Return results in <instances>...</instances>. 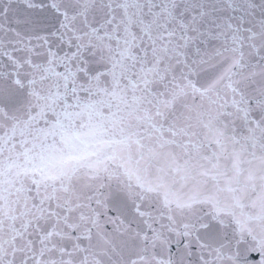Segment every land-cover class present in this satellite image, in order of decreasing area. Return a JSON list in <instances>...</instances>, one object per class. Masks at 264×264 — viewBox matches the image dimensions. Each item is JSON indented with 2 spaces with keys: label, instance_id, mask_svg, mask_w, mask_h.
Wrapping results in <instances>:
<instances>
[{
  "label": "snow or ice",
  "instance_id": "obj_1",
  "mask_svg": "<svg viewBox=\"0 0 264 264\" xmlns=\"http://www.w3.org/2000/svg\"><path fill=\"white\" fill-rule=\"evenodd\" d=\"M0 264H264V0H0Z\"/></svg>",
  "mask_w": 264,
  "mask_h": 264
}]
</instances>
